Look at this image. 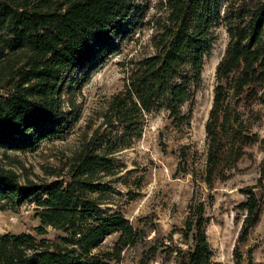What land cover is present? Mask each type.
Instances as JSON below:
<instances>
[{
  "label": "trees",
  "instance_id": "16d2710c",
  "mask_svg": "<svg viewBox=\"0 0 264 264\" xmlns=\"http://www.w3.org/2000/svg\"><path fill=\"white\" fill-rule=\"evenodd\" d=\"M145 0H0V150L29 153L67 135L79 122L78 94L95 72L117 54L144 19ZM151 23L153 52L126 68L123 90L101 114V123L53 180L20 175L0 163V210L17 211L35 200L39 225L30 232L0 233V264H123V254L147 241L120 212L103 209L118 173L116 156L143 133L148 115L168 112L189 124L207 59L224 29L228 44L216 68L214 101L205 126V169L196 181L213 190L229 180L248 148L259 143L254 104L264 106V0H164ZM180 173L186 174L187 168ZM21 177H24L22 180ZM197 183V182H196ZM246 200L233 250L242 247L264 210V179L242 190ZM201 192H194L185 226L188 250L176 247L175 264H222L207 237L210 219ZM118 234L105 246V239ZM170 240H173L170 237ZM168 244L154 242L139 264H151ZM248 264L254 262L248 252Z\"/></svg>",
  "mask_w": 264,
  "mask_h": 264
},
{
  "label": "rangeland",
  "instance_id": "374dc122",
  "mask_svg": "<svg viewBox=\"0 0 264 264\" xmlns=\"http://www.w3.org/2000/svg\"><path fill=\"white\" fill-rule=\"evenodd\" d=\"M161 1L164 0H145L142 25L151 23L158 15ZM142 25L123 42L117 54L91 72L89 81L78 94L79 122L67 135L43 143L35 152H9L5 156L0 150V163L11 165L20 175L23 174L19 165H23L31 177L53 180L50 172L63 168L66 158L99 126L100 116L111 98L123 90L127 77L125 65L153 52L150 46L152 29ZM218 33L219 41L204 67L202 86L195 99L182 108L184 114L191 112L190 123L174 122L166 111L148 115L141 138L116 156L118 173L106 179L111 190L103 209L120 212L148 235V242L123 254V264H139L143 253L156 241L160 245L168 244L171 249L158 253L151 264H175L176 254L171 251L176 247L186 251L190 247L180 230L185 226L188 207L196 191L203 194L206 203V217L210 219L207 237L214 259L222 264H234L233 250L244 218L238 206L246 200L242 190L264 179V106L254 104L253 108L259 116L253 125V131L260 137L259 143L248 148L251 156L238 164L231 172L232 177L217 181L213 190L196 181L205 169L208 150L205 126L214 101L216 68L228 44L226 31L220 29ZM180 165L181 169H188L186 174L180 173ZM35 207V200H32L15 212L0 210V233L32 231L39 225ZM117 238L118 234L108 236L104 245H112ZM249 250L255 263L264 264V210L247 244L242 247L244 264H248Z\"/></svg>",
  "mask_w": 264,
  "mask_h": 264
}]
</instances>
